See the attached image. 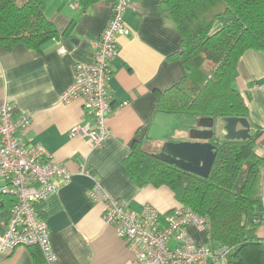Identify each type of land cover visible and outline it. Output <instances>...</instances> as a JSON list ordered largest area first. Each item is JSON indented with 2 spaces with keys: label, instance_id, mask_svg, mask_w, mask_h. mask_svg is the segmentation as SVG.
Instances as JSON below:
<instances>
[{
  "label": "crops",
  "instance_id": "crops-1",
  "mask_svg": "<svg viewBox=\"0 0 264 264\" xmlns=\"http://www.w3.org/2000/svg\"><path fill=\"white\" fill-rule=\"evenodd\" d=\"M132 1L135 8L123 15L131 34L118 37V55L110 64L109 137L99 148L78 130L86 122L94 126L91 117H83L82 100L63 103L60 95L72 82L73 65L92 61L93 41L109 19L110 1L82 8L76 0H45L44 13L57 29V38L44 43L39 51L23 44L6 51L0 44V105L10 103L15 116L28 114L31 123L25 142L42 146L71 173L69 182L38 207L56 256L51 264H130L134 256L114 227L104 223L103 205L89 198L94 179L110 198L133 211L148 206L169 212L180 204L168 187H139L126 170L123 160L130 154L132 142H142L146 150L157 154L165 142L192 141L194 131L211 130L200 124L207 117L157 111L156 93L185 76L175 55L181 37L166 18L161 0ZM59 46L67 49L65 55L58 53ZM232 86L246 103L250 133L260 130L255 152L263 158L264 203V48L246 50L240 56ZM222 126V120L213 124L220 137L224 135ZM188 231L197 244L207 242L193 227ZM257 235L264 246V221ZM0 264L46 262L38 247H16L9 253L0 252Z\"/></svg>",
  "mask_w": 264,
  "mask_h": 264
},
{
  "label": "trees",
  "instance_id": "trees-1",
  "mask_svg": "<svg viewBox=\"0 0 264 264\" xmlns=\"http://www.w3.org/2000/svg\"><path fill=\"white\" fill-rule=\"evenodd\" d=\"M87 8L101 0H76ZM110 3L113 0H108ZM166 18L180 34L185 76L156 93L157 111L212 118H248L241 94L232 86L238 59L250 49L264 48V0H161ZM45 0H0V44L39 51L58 37L45 16ZM211 65L209 70L206 67ZM248 120V119H247ZM260 130L245 140H226L214 133L217 154L208 177L170 165L133 141L123 164L139 186H166L177 202L209 221V245L231 248L227 264H264V246L257 235L264 221L261 197L263 158L255 147ZM12 199L0 195V218ZM41 217V216H40ZM36 247V246H31ZM46 262V261H45ZM47 264V263H46Z\"/></svg>",
  "mask_w": 264,
  "mask_h": 264
},
{
  "label": "built area",
  "instance_id": "built-area-1",
  "mask_svg": "<svg viewBox=\"0 0 264 264\" xmlns=\"http://www.w3.org/2000/svg\"><path fill=\"white\" fill-rule=\"evenodd\" d=\"M134 8L132 0L110 3L109 19L93 41L92 61L73 65L72 82L60 95L63 103L76 98L82 100L83 117H91L94 126L86 122L78 130L95 148L101 147L109 137L106 121L112 112L113 100L110 64L118 55V37L131 34L124 12ZM58 53L65 55L67 49L59 46ZM30 123L26 113L15 116L10 103L0 105V195L12 199L7 217L0 218V252L36 246L46 263L51 264L56 256L38 207L69 182L71 173L42 146L25 142L24 134ZM88 195L92 202L103 205L104 223L114 227L133 254L130 264H227L231 248L227 245L211 248L208 219L187 207L179 205L161 213L145 206L136 212L110 198L95 179ZM190 226L203 234L207 242L197 244L188 231Z\"/></svg>",
  "mask_w": 264,
  "mask_h": 264
},
{
  "label": "water",
  "instance_id": "water-1",
  "mask_svg": "<svg viewBox=\"0 0 264 264\" xmlns=\"http://www.w3.org/2000/svg\"><path fill=\"white\" fill-rule=\"evenodd\" d=\"M200 124L211 130L194 131L192 141L165 142L162 150L154 154L155 157L190 173L208 177L217 154V147L212 142L214 120L203 118ZM222 124L223 138L226 140H245L250 137V124L246 118L226 117L222 119Z\"/></svg>",
  "mask_w": 264,
  "mask_h": 264
},
{
  "label": "rangeland",
  "instance_id": "rangeland-1",
  "mask_svg": "<svg viewBox=\"0 0 264 264\" xmlns=\"http://www.w3.org/2000/svg\"><path fill=\"white\" fill-rule=\"evenodd\" d=\"M211 68V65H208L207 67H206V70H209Z\"/></svg>",
  "mask_w": 264,
  "mask_h": 264
}]
</instances>
